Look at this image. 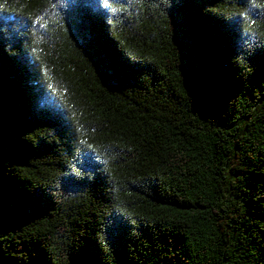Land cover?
Instances as JSON below:
<instances>
[{"label": "trees", "instance_id": "1", "mask_svg": "<svg viewBox=\"0 0 264 264\" xmlns=\"http://www.w3.org/2000/svg\"><path fill=\"white\" fill-rule=\"evenodd\" d=\"M0 264H264V0H0Z\"/></svg>", "mask_w": 264, "mask_h": 264}]
</instances>
